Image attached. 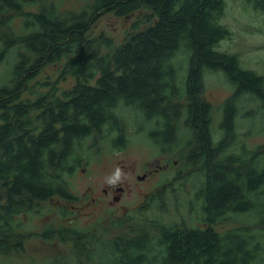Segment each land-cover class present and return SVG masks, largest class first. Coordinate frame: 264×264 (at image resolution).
<instances>
[{
  "label": "trees",
  "instance_id": "obj_1",
  "mask_svg": "<svg viewBox=\"0 0 264 264\" xmlns=\"http://www.w3.org/2000/svg\"><path fill=\"white\" fill-rule=\"evenodd\" d=\"M36 1L38 9L29 10L33 0H0V61L16 47L11 74L0 82V264L36 235L21 230V215L41 213L53 197H77L69 177L84 160L86 139L127 145L117 112L123 105L153 122L148 136L158 149L184 146L187 168L200 180L199 207L189 195L190 209L198 208L191 214L204 226L154 217L110 238L72 228L79 238L51 264H264V142L250 148L236 131L242 94L264 106V74L220 47L233 34L224 21L226 0H91L82 8ZM248 1L264 11V0ZM104 9L119 16L144 9V18L134 19L116 43L92 32ZM15 15L23 17L21 34L13 30ZM54 62L62 64L61 79L75 78L73 85L60 90L45 82L48 88L34 91L29 80ZM209 70L224 72L235 88L223 104L219 138L213 105L203 97ZM245 213L247 223L215 227ZM63 232L64 226L48 223L39 235L64 241Z\"/></svg>",
  "mask_w": 264,
  "mask_h": 264
},
{
  "label": "rangeland",
  "instance_id": "obj_2",
  "mask_svg": "<svg viewBox=\"0 0 264 264\" xmlns=\"http://www.w3.org/2000/svg\"><path fill=\"white\" fill-rule=\"evenodd\" d=\"M33 1L26 6L27 9L38 6L37 1ZM52 1L60 8H82L91 0ZM226 2L224 21L233 34L231 38L221 40L220 47L236 52L243 66L264 74V11L256 8L248 0ZM143 13L144 9L119 16L111 9H104L95 18L92 32L94 34L104 32L113 37L116 43H120L131 30L133 20L144 18ZM19 15H15L12 23L17 34L24 32L21 23L23 17ZM15 58L16 47H13L6 60L0 61V82L9 78ZM61 66L60 62L46 63L40 72L29 80L33 90L38 92L44 90L43 87L48 88V85L42 84L45 82L58 85L60 90L73 85L74 77L60 78ZM222 73L224 74L222 71L209 70L204 76V97L214 103L212 113L214 112V129H217V132L222 116V102L235 89ZM28 92L29 90L25 92L26 96H34ZM260 105L261 102L250 93L243 94L240 98L241 112L237 120L239 123L237 129L240 135L244 136L245 143L250 146L264 142V106L261 105L259 108ZM249 108L258 110L253 117L248 113ZM117 112L122 116L129 136L127 145L119 148L113 146L106 138H98L97 146L96 138L86 139L89 148L84 152V160L69 177L70 185L77 197L71 201L58 196L53 197L44 200L41 213L21 215L23 222L21 230L36 235L26 238L24 251L14 256L13 254L3 256L2 264H51L54 255L70 252L74 241L79 238L78 232L72 228L82 230L90 227L98 234L109 238L118 233H131L140 222L154 217L163 221L188 220L191 225L204 226L197 218V213L191 214V211L199 207V201L194 198V191L200 180L198 181L199 176L194 172V168H187L182 147L170 145L165 151H161L153 145L148 136L153 123L146 120L141 112L124 105L120 107V112ZM163 164L165 167H160ZM117 167L125 174V179L121 183L125 186V191L119 201L111 204L112 196L104 193V187H109L105 182L106 178ZM139 175H145V178H138ZM176 175L178 179L175 178ZM189 195L193 196L190 199L196 208L190 209ZM247 220L249 218L246 213L239 214L228 221L220 222L215 227L224 230L247 223ZM48 223L64 226L63 240L64 238L66 240L61 241L56 237L55 240L49 241L39 235Z\"/></svg>",
  "mask_w": 264,
  "mask_h": 264
},
{
  "label": "flooded vegetation",
  "instance_id": "obj_3",
  "mask_svg": "<svg viewBox=\"0 0 264 264\" xmlns=\"http://www.w3.org/2000/svg\"><path fill=\"white\" fill-rule=\"evenodd\" d=\"M29 10H37L38 9V6H35V7H31V8H28ZM251 94V93H250ZM243 95V94H242ZM242 95L240 96V98L242 97ZM203 97H204V93H203ZM204 99H206L205 97H204ZM226 99V98H225ZM225 99L223 100V102H222V108H223V104H224V101H225ZM207 101H209V102H211L210 100H208V99H206ZM212 103V105H213V108H214V103L213 102H211ZM251 108H249V110H250ZM214 110V109H213ZM240 112H241V106H239V112H238V115H237V120H238V117H239V115H240ZM220 113H221V109H220ZM142 115H143V117L146 119V117L144 116V114L143 113H141ZM222 117V116H221ZM212 119H213V124L215 123L214 121H215V118H214V112L212 113ZM146 120H149L150 121V119H146ZM220 120H221V118H220ZM150 122H152V121H150ZM153 123V122H152ZM238 122L236 123V131L238 132V135H237V138H239V137H241V138H239L240 139V142L242 143V142H244V136L241 134L240 135V132H239V130L237 129L238 128ZM216 130L214 129V137L215 138H219V132H217V134H216V132H215ZM183 138H189V136H184ZM184 142H186V141H184ZM245 144H247V143H245ZM173 145H175V146H179L180 145V142H177V143H173ZM248 145V144H247ZM250 146V145H249ZM181 147V146H180ZM253 146H251L250 148H252ZM182 149H183V151H185V149H184V146L182 145ZM239 160H241L240 158H239ZM249 161L252 163V157H250L249 158ZM175 162H177V161H175ZM160 167H165V164H163V165H160ZM139 178V177H138ZM165 185V184H164ZM163 186V185H162ZM124 191H125V186L124 185H122V184H120V185H118V186H116V187H111V186H109V187H104V193L106 194V195H109V194H111V196H112V199H110V203L111 204H114L115 202H117V201H119L120 199H121V197H122V195H123V193H124ZM250 201H251V194H250ZM121 233H118L117 235H120ZM100 235H103V234H100ZM123 235V234H122ZM104 237H105V235H103ZM111 237H113V236H111ZM110 238V237H109Z\"/></svg>",
  "mask_w": 264,
  "mask_h": 264
},
{
  "label": "clouds",
  "instance_id": "obj_4",
  "mask_svg": "<svg viewBox=\"0 0 264 264\" xmlns=\"http://www.w3.org/2000/svg\"><path fill=\"white\" fill-rule=\"evenodd\" d=\"M124 179L125 174L123 173L120 167H117L115 171L109 177L106 178L105 182L108 186L116 187L120 185Z\"/></svg>",
  "mask_w": 264,
  "mask_h": 264
},
{
  "label": "water",
  "instance_id": "obj_5",
  "mask_svg": "<svg viewBox=\"0 0 264 264\" xmlns=\"http://www.w3.org/2000/svg\"><path fill=\"white\" fill-rule=\"evenodd\" d=\"M145 175H142V176L139 175L138 177L141 178V179H143V178H145Z\"/></svg>",
  "mask_w": 264,
  "mask_h": 264
}]
</instances>
